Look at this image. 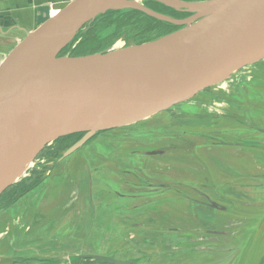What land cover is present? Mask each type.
<instances>
[{
	"label": "water",
	"instance_id": "1",
	"mask_svg": "<svg viewBox=\"0 0 264 264\" xmlns=\"http://www.w3.org/2000/svg\"><path fill=\"white\" fill-rule=\"evenodd\" d=\"M147 1L189 16L157 13ZM121 11H139L180 29L119 50L60 57L86 26ZM14 31L0 27V198L59 139L85 134L58 162L96 135L169 111L264 60V0H74L21 38ZM214 147L209 162L222 157Z\"/></svg>",
	"mask_w": 264,
	"mask_h": 264
},
{
	"label": "rangeland",
	"instance_id": "2",
	"mask_svg": "<svg viewBox=\"0 0 264 264\" xmlns=\"http://www.w3.org/2000/svg\"><path fill=\"white\" fill-rule=\"evenodd\" d=\"M36 29L33 28L29 31ZM114 31L103 33L100 38L109 37ZM127 31L128 29L124 28V32ZM20 36H23V34H20ZM121 36L123 38L120 39ZM127 40L128 38L122 33L110 48L120 49L129 46ZM98 46L100 47V45ZM101 49L98 48L97 50ZM253 72H255L253 77L256 80L252 83H246L247 79L245 76L252 75ZM248 78L250 79L251 77L248 76ZM211 89L199 93L198 97L190 101L136 125L103 132L97 135L92 142L63 161L58 162V159L49 160L47 157L54 154L57 150L64 151L72 143L70 139L65 140L60 146H57L55 142L47 146L43 150L44 152L42 151L43 154L41 153L30 169H28V172L14 184L19 183L21 185L15 188L12 186V188L7 190L9 193L6 191L0 198V264H11L12 260H33L40 255L48 256L50 257L49 260L54 262L56 260L55 256H58L60 249L66 256V264H77L76 261L79 264H104L82 261L79 257L80 255L115 257L122 260L137 258L139 264H147V261L144 262V257H139L140 250L144 246L140 245L139 240L142 236L137 233L142 231L131 230L128 226L124 227L123 220L121 222L116 217L118 213L122 212L120 211L121 206L127 205L120 199L119 195H116L117 197L115 198L116 193H124L125 184L123 182L126 179L129 180L125 171L141 169L142 177L158 180L161 185L169 184V190L167 192L164 191V196L167 193L169 196H165V200L156 204V207L165 209L170 217H174L169 226L172 229H176L177 233L174 234L176 238H185V242H187L189 237H192L191 233L184 231L187 225L195 226L197 224L204 227L205 222H208L209 219L219 213H222L220 216L224 217L227 213L238 212L241 209V199L238 198L239 196L236 195V192L232 194L235 189L228 188L230 190L227 194L224 192L229 182L236 179V174L224 171L223 173L226 174L225 180H216L217 183H211L208 181V178H211V174L209 175L207 171L200 172L201 170L199 169L194 170V168L190 170L186 166L187 159L185 164H183L181 159L186 158L185 156L188 153L191 155L190 150H193L190 147L193 144L189 146L191 140L189 136L192 134H190L191 129H189L188 125L190 123L203 124V122L195 121V119L204 117L203 112L224 114L221 108L226 107L225 105H233L238 110L239 108L241 109L237 104L238 101L243 103L254 101L261 105L258 107L257 115L252 109L248 111L247 115L249 117L257 116L260 120L258 122L259 126L264 127V60L244 67L232 75L230 79L215 85ZM217 94L222 99H214ZM235 97V100L229 101ZM209 99H211L209 101L210 104L212 103L210 106H208L209 103H206ZM224 101L227 102L223 103ZM219 123L216 124L218 125ZM202 132L200 130L196 134L203 136ZM164 136H170L171 139H175L174 142L177 143L181 153L163 154L164 151H162V155H155L152 147H154L153 145L156 142L163 140ZM192 142H195V140H192ZM204 145L205 143L197 145V152L203 153ZM132 151H136V153L133 154ZM146 151L147 153L145 154ZM214 151L221 153L222 149L218 148ZM257 153L263 155L264 151L259 150ZM140 157L142 159L141 163H139ZM176 157H179L180 160L177 161ZM226 157L228 164H234L228 156ZM43 158L48 160L45 163V171L36 175L35 172L44 164ZM32 173L35 175L31 177L30 174ZM188 175H194L191 179L193 182L189 180ZM40 177H43L41 181H39L40 179L38 180ZM248 181L246 180L245 182ZM216 185L219 188L215 193L213 191ZM91 188L94 189L92 197L88 195V190ZM109 192L110 196L105 195ZM248 192L247 196L253 200L255 198L254 194L252 191L250 193V190ZM11 193L16 195L14 201H9V197L12 196ZM213 193L221 197L229 195L230 201L221 200L216 203L221 210L203 207L199 203L191 202L188 204L190 200L187 196L195 198V201L203 200V197H209ZM34 196L37 197L34 198ZM76 196L81 197L80 201H82L84 206L85 199L91 200L92 198L96 203L94 205L97 209L98 202H102L104 204L102 207L105 206L107 208V204L114 200V203H117V212L115 215L112 214L106 218L103 215L99 216V218L97 216L92 221L91 205L88 202L86 208H83V214L80 217H72V220H70L67 215H71L69 211L71 208H75L76 203L79 202L76 201ZM258 196L261 197L262 195L259 194ZM253 202L261 203V199L255 198ZM260 211V208H255L251 212ZM194 213L197 219L196 222L194 221ZM60 214L62 218L64 217L61 222L57 220ZM107 218L108 226L105 227ZM158 227H161L160 235L167 234L163 232L162 227L164 226L162 224H159ZM61 228H65L66 231H63L62 234L54 233V231ZM106 229L108 231H105ZM149 233L151 234V232ZM58 240L61 241L59 244ZM15 243L19 244L16 245ZM189 247L190 244L187 243L186 248ZM186 248L180 249L181 251H175L173 256L179 255V257L176 260L170 259L166 264H207L202 258L204 256L208 259V264H216L214 260L210 262V259H214V255L203 254L199 258L198 252L192 254ZM129 249L135 250L130 251ZM127 251H130V253ZM263 251L264 248L257 253V257L262 256L264 254ZM163 254L162 252L159 253V255ZM165 254L170 255L167 252Z\"/></svg>",
	"mask_w": 264,
	"mask_h": 264
},
{
	"label": "flooded vegetation",
	"instance_id": "3",
	"mask_svg": "<svg viewBox=\"0 0 264 264\" xmlns=\"http://www.w3.org/2000/svg\"><path fill=\"white\" fill-rule=\"evenodd\" d=\"M157 3L158 4L149 3L145 6H149V9L169 17L175 16L176 19L184 18L171 13L166 14L168 11L167 8L170 9V7H167L165 4L160 2ZM254 73L255 72H253L252 75L245 76L247 79L245 81L246 83H252L256 80L253 77L255 75ZM248 76L251 77V80L248 78ZM216 98L218 100L222 99L218 96V94L217 97L215 95L214 99ZM235 99L236 97L230 99L229 101ZM210 100L211 99L206 102L209 103L208 106L212 104H210ZM225 102L227 101H224L223 103ZM237 104L239 107H241V109L239 108L236 110L235 106L233 105H225L226 107H222L221 105V111L224 112V114H208V112H203L204 117L195 119V121L203 122V124L190 123L188 126L189 129H191L190 134L192 135L189 136V138H191L189 146L193 144L190 146L193 150H190L191 155L188 153V155L185 156L186 158L181 160L183 164H185V160L187 159L186 166L190 170H193V168L194 170L203 168L200 172H211V169H216L217 174H211V178H208V181L211 183H217L216 180H225V173H223L224 171L236 174V179L229 182V185L225 187L227 189H225L224 192L227 194V192L230 190L228 188L235 189L234 191L231 190L232 194L236 192V195L239 196L238 198L243 201H240L241 209H239L238 212L227 213L224 215V217H221L220 215H222V213H219L213 218L209 219L208 222H205L204 227H201L197 224L195 226L187 225L184 231L191 233L192 237H189L187 242H185V238H176L174 235L177 233L176 229H172V227L169 226L174 217H170V215L166 213L165 209H159L156 207V204L165 200V196H169L168 193L164 196V191L167 192L169 190V184L165 183L161 185V183H158L160 182L158 180L155 181L147 177H142L141 169L125 171V174L128 175L127 177L129 180L126 179L123 182L125 184L124 193H116L115 198L117 197L116 195H119L120 199L127 203V205L121 206L120 211L122 212L118 213L116 217L121 222L123 220L124 227L128 226V228L131 230L133 229L142 231L137 233L141 234L142 238H140L139 242L141 246H144V248L140 250L139 257H144V262L147 261V264H166L170 259L176 260L179 255L173 256L175 251H181L180 249H185L187 243L190 244V247L186 248L189 250V252H192V254H196V252H198L199 254L197 255L200 256L199 258H201L203 254L214 255V259H210V262H213L214 260L216 264H264V254L257 257V253L264 248V212H262L264 211V154L260 155L257 153L259 150L264 151V149H262L264 148V127L259 126L260 124L258 122H260V120L257 118V116L249 117L247 115L250 109H252L257 115L258 107L261 105L254 101L245 103L238 101ZM243 112L245 113L244 115ZM218 122L220 123L217 125L216 123ZM200 130L203 131L202 134L204 137L201 134H196ZM95 137L96 136L93 138ZM92 139H90L87 143H89ZM174 140L175 139H171L170 136H164L163 140L156 142L153 145L154 147H152L154 149L153 151L156 153L155 155H162V151H164L163 154H174L176 152L181 153L180 148L177 146V143L174 142ZM192 140H195V142H192ZM203 141L205 143L203 146L204 152L200 154L196 149L197 145L204 144L202 143ZM214 146L222 149V157L212 159L209 162L208 158L211 155V150L215 148ZM132 153L135 154L136 151H132ZM146 153L147 151L145 154ZM226 156H228L229 159L234 162V164H228ZM176 159L177 161L180 160L179 157H176ZM43 160L44 164L37 170V172H35L36 175L45 171V163H47L48 160L44 158ZM141 162L142 159L140 157L139 163ZM35 174L32 173L30 176L32 177ZM188 177L189 180L193 182L191 179L194 177V175H188ZM42 179L43 177L38 178L39 181ZM246 180L249 181L245 182ZM20 185L21 184L18 183L13 187L15 188ZM214 187L215 190L213 192L216 193V190L219 187L218 185ZM248 190H250V193L252 191L255 198H260L261 203H254L253 200H255V198L251 200L247 196L249 194ZM88 192V195H91L92 197L94 189L91 188L88 190ZM215 193L210 196L208 195L209 197H203V200H195V202L207 205H204L203 207L221 210L220 206H218L216 203L220 202L221 200L230 201L228 198L229 195H226L227 197H221ZM259 194L262 196L259 197ZM105 195L110 196V192ZM187 197L190 200L188 204L191 202L194 203L195 198L193 199L190 196ZM75 199L79 202L76 203L75 208H71L69 211L71 215L68 214L67 216L70 217V220H72V217H80L83 214V208H86L88 202H90L91 205L90 210L92 213V221L97 216V218H99V216L103 215L106 218L112 214L115 215L117 212V203H114V200L107 204V208H105V206L102 207V205H104L102 202H98L97 209L92 198L91 200L88 198L85 199V206L83 205L82 201H80V196H76ZM255 208H260L261 211L256 213L251 212L255 210ZM193 216L194 221L196 222L197 219L195 218V213ZM58 217L59 218H57V220H59V222H61L64 218H62L61 214ZM103 221H101V223H103ZM159 224L164 226L162 227V230L167 234L160 235L161 227H158ZM107 226L108 218L105 227ZM63 231H66V229H58L59 234H62ZM105 231H108V229ZM149 232H151V234ZM60 242L61 241L58 240V244ZM129 250L131 251L135 249ZM59 251L60 252L58 256H55L56 260L52 262V264H66L65 254H63L62 249ZM130 251L127 252L130 253ZM160 252L164 254L159 255ZM166 252L170 253V255H166ZM190 256L192 255L190 254ZM37 258H46V260L50 259V257L45 255H40ZM113 258L116 259L115 257ZM202 258L207 264L209 263L205 256ZM80 259L82 261L92 262L83 260L82 258ZM116 260L130 262L131 264H139V260L137 258L132 260Z\"/></svg>",
	"mask_w": 264,
	"mask_h": 264
},
{
	"label": "trees",
	"instance_id": "4",
	"mask_svg": "<svg viewBox=\"0 0 264 264\" xmlns=\"http://www.w3.org/2000/svg\"><path fill=\"white\" fill-rule=\"evenodd\" d=\"M191 1H197V0H191ZM149 3L158 4L157 2L154 1H147L145 2V5ZM167 10L168 11L166 12V14L171 13L173 15L175 14L176 16H180L184 18H187L189 16V14L187 13H178L175 10H172L171 8L170 9L167 8ZM173 18L176 17L174 16ZM113 26L115 27V29ZM85 28L88 29L86 31L85 30L81 31L80 34L76 37V40L61 52L60 57L66 56L68 53H71V56L73 57H81V56H88L96 53H101L104 50L108 49V47L110 48L115 43V40L120 35H122V33H124V35L128 38L127 40L128 45H133V44L137 45V44L147 43L159 39L161 37H165L180 29V27H176L164 22H160L139 11L110 12L99 17L90 26H86ZM124 28L128 29V31L124 32ZM113 30L115 31L111 35H109V37L108 36L104 37V39L100 38V36H102L103 33H108ZM96 36L98 39L96 38ZM121 38H123V36H121L120 39ZM75 43L77 44V46L75 49L72 50L71 48ZM98 45H100V47ZM98 48H102V49L97 50ZM84 135L85 134L83 133L75 134L56 141L55 144L57 146H60L67 139H70L72 143L66 149H64V151L57 150L54 152V154L49 155L47 158L49 160L59 159L66 150H68L70 147L76 144ZM70 141L68 142L70 143ZM7 193H9V191H7ZM11 194L12 196H10L9 199L10 201H14L16 199V195L14 193ZM74 260H78V259H74ZM14 263L15 264H52L51 260L48 259L46 260L43 258H36L33 260H27V259L12 260L11 264ZM76 263L79 264L78 261H76Z\"/></svg>",
	"mask_w": 264,
	"mask_h": 264
},
{
	"label": "crops",
	"instance_id": "5",
	"mask_svg": "<svg viewBox=\"0 0 264 264\" xmlns=\"http://www.w3.org/2000/svg\"><path fill=\"white\" fill-rule=\"evenodd\" d=\"M72 1L74 0H0V27L4 30H17L11 34L15 35V39L21 38L19 36L24 31L40 27ZM54 233H58V230Z\"/></svg>",
	"mask_w": 264,
	"mask_h": 264
},
{
	"label": "bare ground",
	"instance_id": "6",
	"mask_svg": "<svg viewBox=\"0 0 264 264\" xmlns=\"http://www.w3.org/2000/svg\"><path fill=\"white\" fill-rule=\"evenodd\" d=\"M144 3H145V2H144ZM144 5H145V4H144ZM70 45H71V44H70ZM76 46H77V44L75 43L71 49H72V50L75 49ZM117 49L119 50V48H117ZM117 49H116V50H117ZM120 49H121V48H120ZM32 165H33V164H29V165L27 166V168L30 169V167H31ZM23 175H24V174L22 173V176H21L20 178H17V180H16L15 183H17V182L23 177Z\"/></svg>",
	"mask_w": 264,
	"mask_h": 264
}]
</instances>
